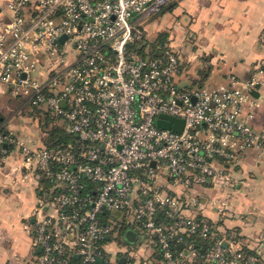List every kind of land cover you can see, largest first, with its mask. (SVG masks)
I'll return each instance as SVG.
<instances>
[{
	"label": "built area",
	"instance_id": "built-area-1",
	"mask_svg": "<svg viewBox=\"0 0 264 264\" xmlns=\"http://www.w3.org/2000/svg\"><path fill=\"white\" fill-rule=\"evenodd\" d=\"M175 1L7 2L0 84L33 114L60 118L71 136L36 145L0 122V154L14 145L25 171L42 180L35 264H134L133 249L119 242L124 224L154 236L163 264H264L233 234L183 213L201 207L194 188L226 175L244 152L264 156V131L251 124L264 64L245 79L180 88L175 51L136 46L141 20ZM161 115L180 118V131L159 125ZM165 182L185 191L173 195Z\"/></svg>",
	"mask_w": 264,
	"mask_h": 264
},
{
	"label": "crops",
	"instance_id": "crops-1",
	"mask_svg": "<svg viewBox=\"0 0 264 264\" xmlns=\"http://www.w3.org/2000/svg\"><path fill=\"white\" fill-rule=\"evenodd\" d=\"M8 1L0 0V29L11 18ZM149 17H153L150 24L155 30L152 45L169 46L180 57V72L175 77L180 88L182 76L190 72L200 74L196 86L208 87L225 83L230 74L248 78L255 67L264 64V0H176ZM160 37L162 42H158ZM255 96L259 106L251 124L264 131V76ZM44 110L33 114L26 99L0 84V122L15 136L33 139L36 145L47 144L40 134L38 115ZM52 117L66 132L62 120ZM7 149L5 155L0 154V264H35L40 249L33 248L32 240L42 180L25 171L18 148L8 144ZM165 183L173 195L185 191ZM194 191L201 207L187 205L183 213L215 225L220 233L233 234L246 252L258 253L264 262V156L248 150L226 175ZM128 229L136 232L133 243L124 238ZM118 235L121 244L133 249L134 264H163L151 233L124 224ZM73 259L78 261V255ZM115 259L124 261L123 256Z\"/></svg>",
	"mask_w": 264,
	"mask_h": 264
},
{
	"label": "rangeland",
	"instance_id": "rangeland-1",
	"mask_svg": "<svg viewBox=\"0 0 264 264\" xmlns=\"http://www.w3.org/2000/svg\"><path fill=\"white\" fill-rule=\"evenodd\" d=\"M153 17H147L141 20V24L145 25V34L144 37L142 39H139L136 42V46L143 49L144 47L149 46L150 44H152L153 40H154V35H155V30L151 27V20ZM183 75V74H182ZM199 76L200 74L197 72H190L187 73L185 75L182 76V78H184V80L181 82V85L183 86V88H192L196 85H198V81H199ZM39 118H40V122H41V127L40 128V134L42 133V138L43 141H45L47 144L51 141H54V136L52 135L51 129L53 127L57 128L59 131L61 130L63 135L65 137H67V139H69L71 136H68L65 132V130L63 129V126L61 125V123L57 120L54 121L52 115L48 112V111H43L41 113L38 114ZM112 216L114 215H119L118 212H113L111 214ZM115 217V216H114ZM123 239L120 238V242H122Z\"/></svg>",
	"mask_w": 264,
	"mask_h": 264
},
{
	"label": "water",
	"instance_id": "water-1",
	"mask_svg": "<svg viewBox=\"0 0 264 264\" xmlns=\"http://www.w3.org/2000/svg\"><path fill=\"white\" fill-rule=\"evenodd\" d=\"M164 118L168 119L172 123L163 122L162 120ZM158 124L162 125L164 127H172L174 130L180 131V129L182 127V120L180 118H176V117H169L166 115H161L160 120L158 121ZM124 238L127 242L133 243L136 239V232L132 229H128V230H126V232L124 234ZM37 251H39V248L37 249ZM100 263H101V259L97 260V264H100Z\"/></svg>",
	"mask_w": 264,
	"mask_h": 264
},
{
	"label": "trees",
	"instance_id": "trees-1",
	"mask_svg": "<svg viewBox=\"0 0 264 264\" xmlns=\"http://www.w3.org/2000/svg\"><path fill=\"white\" fill-rule=\"evenodd\" d=\"M163 40V37H160V39L158 40V42H162ZM51 132H52V135L54 136V141H51L50 144L48 143V145L50 146H53V145H56V144H60L62 142H65L67 140V137H65L62 133V131L58 130L57 128L53 127L51 129ZM193 240H195L197 243V245H200L199 242V239L198 238H194ZM176 247H179L178 245Z\"/></svg>",
	"mask_w": 264,
	"mask_h": 264
}]
</instances>
